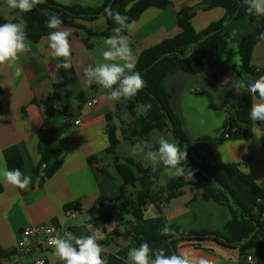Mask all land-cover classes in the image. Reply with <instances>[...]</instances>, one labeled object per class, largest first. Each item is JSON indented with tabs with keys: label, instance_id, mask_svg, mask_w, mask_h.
I'll return each mask as SVG.
<instances>
[{
	"label": "crops",
	"instance_id": "1",
	"mask_svg": "<svg viewBox=\"0 0 264 264\" xmlns=\"http://www.w3.org/2000/svg\"><path fill=\"white\" fill-rule=\"evenodd\" d=\"M61 6L79 5L86 8H100L106 0H51ZM203 0H169L170 5L165 9L149 8L140 19L134 23L131 31L130 46L137 61L140 54L163 41L173 39L181 33L177 23V13L183 6H195ZM18 10H0V25L12 23L21 16ZM225 10L214 8L209 11H198L192 20V27L197 33L206 30L212 23L223 19ZM264 19V17H263ZM104 17L92 23H84L89 29L101 32L106 27ZM71 32L69 42L72 48V67L69 70L56 69L57 61L52 58L47 37L39 42H31V51L21 54L19 60L12 64L0 65V171L7 168L9 162L20 160V170L25 176H33L40 161L38 146L42 141L50 140L63 158L61 168L47 179L42 186L31 183L26 190L19 189L4 182L0 177V264H36L44 258L50 264H62L54 255L53 249L42 244H35L29 255L18 250V242L22 231L32 226H47L54 228L63 235L65 231L74 236L96 235L97 242L106 238L125 234V225L114 221L107 225L105 235L98 232L90 220L99 213L92 214L91 209L99 198L113 200H135L138 193L158 192L167 183L176 178L165 174L161 180L160 173L166 170L159 165L155 170L142 154H130L131 145L122 139L121 129L127 128L134 120L127 109L126 101H112L108 98L109 90L95 82L88 83L84 76V67L96 63H104L103 52L107 50L106 38L92 37L88 49L84 44L86 33L77 28H62ZM252 29L246 18H239L227 29L232 45L239 49L244 46ZM99 49V50H98ZM122 63L121 61H117ZM250 66L254 69L264 67V40L254 47ZM19 70V73H18ZM202 83L197 84L193 93H201L210 99L211 104L186 105L189 114L184 116L172 101V91L168 90L170 101L178 112L184 130L195 145L200 137H210L213 140L203 141L206 151L201 155H211L210 160L234 164L243 173L252 177L264 193V143L262 138L257 140L251 133L248 139L219 141L227 114L218 110L223 95L236 90H245L242 80L234 71H229L218 79V92L210 91L204 83V76L196 71L192 74L180 72ZM183 78L172 79L176 85ZM204 88V89H202ZM170 92V93H169ZM219 95L214 101L210 94ZM95 100L96 104L89 107L88 102ZM260 102L255 98L253 102ZM139 107V106H138ZM70 108V113L66 112ZM139 109L137 113L140 115ZM203 112L205 113L204 115ZM201 128L194 139L186 127V120ZM81 121L76 126V120ZM254 122L252 121V124ZM259 123V122H256ZM114 127L117 137L121 140L117 155L120 163L128 165L136 176L134 186L127 185L119 173L117 164L112 157L107 156L109 147L108 129ZM262 127V126H261ZM263 128V127H262ZM142 147L145 151L158 148L154 143L149 146L153 136ZM163 133V132H159ZM168 134H165V137ZM172 142L177 143L174 140ZM127 145L128 153L122 155L120 149ZM202 148V145H200ZM141 159H140V158ZM132 159L149 174L141 173L135 165L128 162ZM72 204L78 207L74 219L68 216L65 206ZM150 212V217L147 213ZM129 220L130 217L122 215ZM161 217L166 226H179L185 231H208L227 237L224 227L231 220L229 209L216 203L206 188L196 189L185 187L182 192L163 208L162 214L152 204L146 206L145 219ZM33 242V240H31ZM35 243V240H34ZM105 254H116L115 245L102 247ZM190 251L212 261V264H242L238 249L222 247L214 242H203L198 246L180 245L178 253ZM255 260L257 252L250 255Z\"/></svg>",
	"mask_w": 264,
	"mask_h": 264
},
{
	"label": "trees",
	"instance_id": "2",
	"mask_svg": "<svg viewBox=\"0 0 264 264\" xmlns=\"http://www.w3.org/2000/svg\"><path fill=\"white\" fill-rule=\"evenodd\" d=\"M170 5L169 0H106L100 8H86L79 5L61 6L51 0L33 7L32 11L22 13L12 23L19 22L23 17L27 21V39L33 43L48 37L49 32L45 21L51 15L59 16L63 24L61 28H77L86 33L84 44L88 49L92 47V37L107 38L112 35V29L117 25L108 18L104 9L111 7L114 11L129 17V22H137L149 8L165 9ZM214 8H223L225 15L222 20L212 23L203 32L197 33L192 27V20L198 11H209ZM104 17L106 27L101 32H95L84 26ZM246 18L252 31L243 47L235 48L227 34V29L239 18ZM177 23L181 33L173 39L143 51L136 61L134 71L139 72L145 81V86L131 99H120L127 103V109L134 120L127 128L121 129L122 139L129 142L131 147L138 141L147 142L152 131H168L181 147L187 150L185 170H195L194 178L186 181L184 178H174L158 192H140L135 200H113L99 198L91 213H99L91 219L89 224L98 232L105 235L107 225L119 220L125 225V234L132 235L134 242L129 248H121L114 242V237L106 238L101 242L102 247L115 245L116 254H103L108 264H127V252L131 247H139L147 242L153 253L156 249H163L166 255L178 253L180 245L198 246L203 242H214L222 247L238 249L242 264H246L248 255L257 252L255 264H264V193L251 176L240 171L236 165L220 162L211 155H201L192 143L188 133L184 130L182 120L173 107L166 88L167 79L177 72L192 74L196 69L204 76V83L212 92H218V79L229 71H234L242 80L244 86L251 84L256 78L264 76V67L254 69L250 66L254 47L261 40L264 33V19L262 16L249 14L243 0H203L195 6H183L177 13ZM127 35V31L124 33ZM258 94H249L245 88L243 92L230 90L223 95L218 110L226 112L227 117L223 124L222 135L219 141L232 139H248L251 135L252 120L249 118L251 106ZM146 105H151L146 109ZM142 106L144 115H138L137 108ZM260 123V122H259ZM264 128V124H261ZM109 147L106 154L112 157L118 170L127 185L134 186L136 176L132 169L120 163L117 155L121 140L117 137L116 129H108ZM213 140L210 137H200L198 143ZM264 143V138H262ZM40 161L33 176V185L42 186L44 182L54 176L61 168L63 158L58 154L50 140L42 141L38 146ZM128 162L135 165L143 174H149L132 159ZM21 167V161L9 162L8 169ZM37 177L39 182L37 183ZM185 187L196 189L206 188L210 197L218 204L227 207L231 213V220L224 227L227 237L219 233L201 231L189 232L179 226L169 227V233L163 229L165 223L161 217L145 219L146 206L154 205L159 214L163 208L177 197ZM65 210L80 211L72 204L66 205ZM122 215L129 216L126 220ZM117 236H119L117 234ZM0 258L3 254L0 253ZM154 258V255H153Z\"/></svg>",
	"mask_w": 264,
	"mask_h": 264
},
{
	"label": "clouds",
	"instance_id": "3",
	"mask_svg": "<svg viewBox=\"0 0 264 264\" xmlns=\"http://www.w3.org/2000/svg\"><path fill=\"white\" fill-rule=\"evenodd\" d=\"M247 5L249 14L264 17V0H243ZM45 3V0H6L11 10L21 13L32 11L33 7ZM105 15L117 25L112 29V35L106 38L107 50L103 52L104 63H96L84 67V76L88 83L95 82L104 89L109 90L108 98L112 101L131 99L145 86V81L139 72L134 71L136 59L130 46V37L125 35L131 31L134 21L129 22V17L114 11L110 6L104 9ZM62 19L57 15H51L45 25L52 31L47 37L51 56L57 61L56 69L69 70L72 67V48L69 42L71 32L62 29ZM27 21L21 17L17 23H5L0 25V65L12 64L19 60L21 54L31 51V42L27 39ZM258 39L264 40V33ZM117 61H121L119 63ZM19 73V70H18ZM249 94H258L260 102H253L249 118L254 122L250 127L253 136L259 140L264 138V76L256 78L251 84L244 86ZM146 105L145 108H150ZM260 122V123H256ZM144 141H138L131 147L130 154L135 156L142 154L149 161L153 170L159 165L170 171L177 178L190 181L194 178L195 170H185L184 162L187 161V150L181 149L178 143L170 142L165 136L158 138V148L145 151L142 147ZM0 177L4 182L22 190H26L33 182L31 176H25L19 168L0 171ZM36 182H39L37 177ZM55 231L48 229L49 233ZM165 226L163 232L169 233ZM49 245L53 249V255L62 264H108L103 258V248L97 242L96 235L74 236L65 231L63 235H52ZM154 255V258H153ZM127 264H212V261L198 256L195 253L184 250L179 253L166 255L163 249L150 248L147 242H142L139 247H131L127 252Z\"/></svg>",
	"mask_w": 264,
	"mask_h": 264
},
{
	"label": "rangeland",
	"instance_id": "4",
	"mask_svg": "<svg viewBox=\"0 0 264 264\" xmlns=\"http://www.w3.org/2000/svg\"><path fill=\"white\" fill-rule=\"evenodd\" d=\"M0 10H11V9L8 8V6L6 4V1H5L4 3H0ZM102 42H105V41L102 40ZM197 71H198V74H201V71L200 70L197 69ZM177 74H181V73L180 72L174 73L170 77L172 78V76H173V78L176 79V78H183L182 76H186V77H184L183 82L179 83V85L178 84L174 85L172 79L171 80L170 79H167V81H166V88L168 90L172 91L173 88H171V87L175 86L174 87V93L175 94H172V101L174 102L175 106L178 109H181L182 110L186 105L203 104V103L211 104L210 103L211 101H210V99H208V97H206L204 95H201L200 92L197 93V94L192 92L194 90V87L197 84L199 85V88L202 87V83L200 81L198 82L195 79V77L197 75L192 77V76H189V75L187 76V75H185V74L182 73L181 77L180 76L178 77ZM202 89H204V88H202ZM210 96H211V98L214 101H218V99H219V95L218 94L212 93V94H210ZM138 109H139L138 111H139L140 115H144L145 114V110H144V108L142 106H139ZM182 114L184 116L188 115L189 114V110L187 108H184V111L182 110ZM204 114L205 113L203 112L202 115H204ZM185 123H186V127L189 130V133L192 136V138L194 139V143H195V141H196L195 139L199 135L198 134V131H200L199 129H201V128H198V127L194 126V124H191L188 121V119L186 120ZM165 134H168L167 136H169V137H166V138L170 142H172V140H174L173 135L170 132H168V131H165L163 133H159L158 131H154L153 132L152 139H151V143L149 144V146H152L154 143H156L158 145V138L161 135L165 136ZM195 145H196V147L199 148V151L200 152L206 151V148H207L206 145L203 146V144H199L197 141H196V144ZM200 145H202V148L200 147ZM120 153L122 155L128 153L127 145H124L120 149ZM161 167H163V166L161 165ZM165 174L171 175L170 171H168V170H165L164 171L163 170L160 173L161 180H163L165 178ZM147 217H150V212L147 213Z\"/></svg>",
	"mask_w": 264,
	"mask_h": 264
},
{
	"label": "built area",
	"instance_id": "5",
	"mask_svg": "<svg viewBox=\"0 0 264 264\" xmlns=\"http://www.w3.org/2000/svg\"><path fill=\"white\" fill-rule=\"evenodd\" d=\"M5 1L6 0H0V3H4ZM95 104H96L95 100H92L88 102L87 105L89 107H93ZM66 112L70 113V108H66ZM74 124L76 126H80L81 121L78 119L74 122ZM76 213H77L76 210H70L68 213L69 218L74 219L76 216ZM49 228L51 227H47L43 225L25 228L22 231L21 239L18 242V250L24 255H29L33 247L35 246V244H42L45 247L52 249L48 241L50 239V236L57 235L58 233L56 232L54 228L52 229H54L55 231H53L52 233H49L48 232ZM31 240H33V242ZM34 240H35V243H34ZM36 264H50V263H48L44 258H40L36 261ZM246 264H255L254 258L252 256H248L246 260Z\"/></svg>",
	"mask_w": 264,
	"mask_h": 264
},
{
	"label": "water",
	"instance_id": "6",
	"mask_svg": "<svg viewBox=\"0 0 264 264\" xmlns=\"http://www.w3.org/2000/svg\"><path fill=\"white\" fill-rule=\"evenodd\" d=\"M114 242L117 246L126 249L132 245V243L134 242V237L132 235L123 234V235L117 236L114 239ZM174 253L176 252L174 251Z\"/></svg>",
	"mask_w": 264,
	"mask_h": 264
}]
</instances>
